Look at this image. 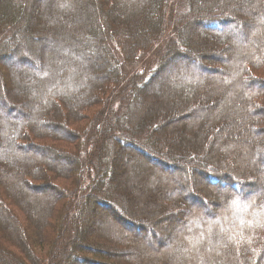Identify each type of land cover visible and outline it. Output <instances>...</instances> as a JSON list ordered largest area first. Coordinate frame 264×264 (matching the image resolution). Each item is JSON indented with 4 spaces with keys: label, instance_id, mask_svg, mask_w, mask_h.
Masks as SVG:
<instances>
[{
    "label": "trees",
    "instance_id": "1",
    "mask_svg": "<svg viewBox=\"0 0 264 264\" xmlns=\"http://www.w3.org/2000/svg\"><path fill=\"white\" fill-rule=\"evenodd\" d=\"M261 2L264 4L262 0H0V58L17 63L14 67L0 63V264H109L100 258L114 259L106 250L110 246L101 242L105 238L94 225L84 227V221L99 204L124 214L123 203L139 183L122 174L126 169L122 155H130L128 149L136 152L132 158H147L166 171L192 168L216 196L229 189L240 193L235 197L220 194L224 201L219 210L205 207L204 212L189 216L184 226L176 227L173 232L179 231L182 238L172 243L177 247L178 263L171 260L169 264H264V172L253 163L248 171L260 181L238 179L230 170L212 164L213 153L206 156L205 144L224 113L218 114L217 109L215 119L207 114V105L200 108L215 83L198 71L218 72L207 64L215 61L213 55H219L211 54L212 44L234 55L231 59L238 73L232 84H223L238 85L245 91L246 100L241 95L235 100L242 107L240 126L243 131L252 130L264 144V78L250 70L264 64V33L261 30L254 40L244 39L251 51L235 57L231 44L236 43V28L244 29L246 21L226 11L261 12ZM22 14L29 17L28 24L35 28L32 32L27 33L18 21ZM231 23L236 27L233 30ZM11 31L29 39L32 48L22 44L6 47V34L13 37ZM240 33L246 36L245 31ZM149 54L152 58L143 62ZM4 77L14 79V85L6 86ZM111 86L117 87L116 101L121 100L124 107L105 115L106 125L112 129L119 112L121 124L110 137L103 132L94 136L102 141L89 150L92 142L86 134L92 136L93 130L87 127L82 137L73 125L85 108L99 103L106 94L112 99ZM158 105L163 108L157 109ZM180 109L188 112L185 118L188 110L197 112L198 122L191 125L197 129L196 136L192 132L188 137L180 129L173 133L171 115ZM226 130L231 136V130ZM44 136L75 143V151L33 143L35 137ZM253 141L248 136L239 143L253 148ZM59 160L63 163H57ZM256 161L264 167V147ZM150 170L142 167L140 181L152 174ZM49 174L73 177L74 184L62 187ZM152 181L148 191L143 190L148 180L142 189L136 188L144 210L152 205L158 215L174 219L183 211L190 212L184 199H177L176 186L162 185L155 178ZM197 182L200 184L198 178L194 184ZM257 186L263 193L250 195ZM184 187L188 202L208 206L199 200L206 199L200 191H190L188 184ZM36 190L42 192L38 201L31 194ZM233 202L234 216L229 217L228 206ZM13 204L30 216L28 224L14 213ZM102 219L108 220V215ZM55 220L60 221L58 228ZM126 222L134 228L138 224ZM125 237L122 232L114 240ZM118 244L122 248L128 242ZM162 253L159 258L149 255L143 264L163 263ZM127 259L142 264L144 258L134 255Z\"/></svg>",
    "mask_w": 264,
    "mask_h": 264
},
{
    "label": "rangeland",
    "instance_id": "2",
    "mask_svg": "<svg viewBox=\"0 0 264 264\" xmlns=\"http://www.w3.org/2000/svg\"><path fill=\"white\" fill-rule=\"evenodd\" d=\"M262 1L264 3V0ZM226 11L229 12L230 14L235 15L236 17L241 19L243 22L246 21L245 23L248 24V26L243 25L244 29H238L239 27L238 25H236L238 26L236 28L234 26L235 25L234 23L230 24V28L232 30L236 28V31H237L236 36H235L236 43L233 42V45L231 44V47L233 48V53L235 54V57L244 56L247 53V51H251L249 44L247 45L244 39H247V37H249L251 38V40H254L253 38L256 39L257 34H259L261 30H263V33H264V16L263 17L262 15L258 16L260 14L264 15V4H262L261 6V9H260L261 12H257V13H252L250 11L248 12V11H243V10L237 11L236 9L235 11L226 9ZM28 18H29L28 16H24L22 14V16L18 19V21L21 20L22 25H25L24 27H25V31L27 30L26 31L27 33L32 32L35 29L34 26H30L28 24L30 23V20ZM241 30L246 32L245 33L246 36H242V34L240 33ZM11 32L13 33V37L11 35L8 36L6 34L7 36L5 40V44L7 43L6 47L9 48L10 46H13L15 44H22L23 47L24 46L26 48L28 47V49L32 48V44L29 39L27 38L24 39L23 35L14 34L15 33L14 31H11ZM255 44L257 43L255 42ZM210 48H211L210 51H212L211 54L214 53V54H219V55H217V57L213 55L215 61L214 60L209 61L207 62V64L209 66H213L214 68L218 69L217 70L218 72L207 73L205 72L206 70H201V69L199 70L195 66L198 69V71L202 74V76H206L212 79L215 83V88L213 92L208 93V97L206 98L207 100L205 101L206 104L202 103L203 105L200 108L202 109L203 107L207 105L206 109L205 108L204 109L206 111H209L207 112V114H210L209 116L213 115L212 116L213 118L215 116L217 117V115L214 113L217 109H218V114L224 113V116L221 118V120H217L216 125L213 128L214 136H212V138L210 139L208 138L210 141L209 143L205 144L204 151L206 153V156H208L210 153H213V157L215 159H218V161H216L214 158H211L212 164L219 165L220 168L230 170L231 173L234 175V177H237L238 179H241L242 177H245V178L249 177V178H253L254 180H259L260 178L259 177L257 178L253 171L249 172L248 170H249V167L253 163H255L257 168L259 170H262V172H264V167L262 166V164L260 163L258 164L256 161L257 153L259 150L261 151V149L264 147V144L263 142H260L259 139L257 140V136H255V133L253 134L252 130L249 129L248 131V129L246 128L245 131H243L242 127L240 126L241 123L239 121L242 116V107L240 104H238V102H235L237 96L239 95H241L240 98H243V99L245 98L246 100L245 91H242L243 90L242 87L238 85L227 86L223 84L224 82L225 83L227 82L228 84H232L234 82L233 80L234 76L238 73L237 65L235 63H232L231 56L233 54L227 51L224 52L223 50L222 51L218 50L215 44H212ZM146 58L147 59H144L143 62H146L149 58H152V55L149 54L146 56ZM187 61L189 60L186 59V62ZM0 63H6L7 65L10 64L12 67L17 66V63H15L12 60H9L8 58H0ZM250 70L254 72L257 77L264 78V64L259 67L252 66ZM226 75L228 76V78ZM3 80L6 86L8 87H12L15 82L14 79H10V78L7 79L6 77H4ZM115 88L117 87H114L113 88L114 90H113L112 86L110 87L109 90L112 94L117 91V89ZM154 91L156 90L154 89ZM213 96L216 98L214 101L210 102L209 100H211ZM115 97H116V93L115 95H113L112 99L110 98L108 94H106L103 98H100L101 101H99V103L92 104L89 107L85 108L83 112L81 113L82 118L79 119V121H77V123L73 125L76 129H78V131L80 130L79 132L81 133L82 137L85 135V131H86L85 129L87 127H91L89 128L90 131L93 130L92 136H91V133L89 132L88 134H86L88 141L92 142L90 144L89 150L93 149V146L95 145L96 142L100 143L102 141L101 138L97 139L94 136L101 135V133L103 132V136L106 135L105 137H110L112 136L111 132H113V129L115 128L116 130L118 126L121 124L119 119L122 116L120 112L123 111L124 103L121 102V100L116 101ZM156 107L157 109L163 108L162 105H158ZM112 110L116 112L120 110V112L118 114V117H119L118 120L112 121L113 128L111 129L107 127L108 124L106 125V121H107L106 118L108 117L105 118L104 116L105 115L107 116L109 113H112ZM180 110L182 111H176L175 114L171 115V117L174 118L172 121L173 127H174V129H172L173 133H176V131L180 129V130L185 131L188 137H191L192 132H195L194 136H196L197 129H193L191 125L192 123H194L195 120L196 122H198L199 117L197 115V112H195L194 109L188 110L190 111L189 112L190 114L188 117L185 118L183 115H185V113H188V112L185 111V109H180ZM96 115L97 116L102 115V117H97ZM95 117H96L95 123L92 124ZM227 124H228V127L226 129L231 130L230 131L231 136L229 135V133H226L227 132L226 129L225 130L222 129L223 125L226 126ZM261 125L264 126V123H261ZM248 136H251L252 138H254L253 148L252 146L248 144L241 143V142L239 143L241 139L243 138L246 139L248 138ZM33 140H34L33 143H36L37 145H40V146H43L45 144H50V145L57 146L61 148L62 150L65 149V150L75 151L74 146H73L75 143L64 142L61 139L55 140V138L44 136V137H35ZM206 140L207 139H205L204 142ZM172 147H174L173 144H172ZM177 147L181 148V146L179 145ZM195 148L198 150L200 147L196 146ZM128 150L130 151V155L136 154V152L133 149H128ZM216 152L222 155H218V153ZM200 154L201 153L199 152V155ZM130 155L128 156L122 155V158H123L122 161L124 163V166H126V169H125L126 171L124 170L122 172V174L125 172L123 176H126V177L130 176V178L134 182L139 181V183L134 184V186H136V188H141V189H142L143 184L146 185V183L144 182L148 180L147 185L143 188V190L146 189L147 191L149 190V187L152 184L153 182L152 180L154 178L155 180H159V182L162 185L168 184V186H176L179 190L175 194L178 197L177 199L181 200V197H182L184 201L186 202V205H187L186 207L190 209V212L188 213L187 211H183L185 213H181L179 217H176L174 219L172 218L173 216L171 217L167 214L158 215L157 214L158 212H156V210L154 211L152 205L150 209L146 211L144 210V207L140 205V203L143 201V200L141 201L142 196L141 198H139L138 197L139 194H137L136 192L137 189L133 188L129 196L126 195L125 192H122L123 196L130 197L128 198L129 199L128 202L126 201L125 203H123L124 204L123 206L125 207V208L123 207L125 209L124 214H120L112 210L110 212L109 210L103 208L99 204L97 205L96 210H94V212L90 211L88 213V216L86 217L87 220L84 221V227H87V225H94L93 226L94 229L97 232H99V234L101 233L100 235L105 238V240L101 242H105V245L110 246L106 248V250L109 253L112 252V255H115V257L114 259L109 258V260L107 258H100V260L102 261L105 260L109 264H134L133 263L134 260L127 259L130 257L132 258L134 255H137L138 257H143L144 258L142 259V264H143V263H146L147 260L145 258L148 257L149 255L152 257L155 256L156 258H159L157 256L161 257V255L158 254L160 252H163L161 259H163L164 262L159 263V264H166L168 262H171V260H174L175 262L178 263L177 261L178 256H177V251H176L177 247L173 246L172 243L174 239L176 238L178 239V237L180 238L181 234L179 231L173 232V230L176 227L181 228L182 226H184V224L187 223L189 216L199 213L200 210L204 212L205 207H210L214 211L219 210L220 206L222 205L224 201L223 198H221L220 194H229V195L232 194L235 197V196H240V193L237 190H233V189L221 191L219 187H211L212 190L214 191L215 190L221 191V193L218 196H216L211 190L206 189L205 187L206 183H205V180L202 178V175L199 174L197 171L192 170V168H189V169L187 168L186 171L176 170L174 172L173 171L170 172V171H166L162 166L160 167L158 165L152 164L149 160H147V158H143L140 156L132 158ZM55 159H56V156H55ZM58 162L63 163L62 160L57 161V163ZM143 166H147L149 167V169L152 170V174L149 173L148 175L149 177H147V179L144 182L140 181L141 180L140 173L142 171ZM48 176H50V178L54 177V181L62 187L67 188L68 186L74 184L73 177L71 178H63L61 176L55 177L54 174H49ZM197 178L200 180V184L197 182L198 184L196 185L194 183ZM187 184L189 185L190 191H192V189L194 190L197 189L198 191H200L199 192L200 194L206 197V199L203 198L199 200L203 201V203L206 202L205 204H207L208 206L206 205L204 206L201 203L196 204L193 202H188L186 200L187 194H186V189L184 186ZM260 186L262 187L263 184ZM222 192H226V193H222ZM260 193H263V192H261L260 187L257 186L255 191H253L250 195H259ZM31 194L38 201V199L41 197L42 192L39 190H36V191H32ZM192 196L194 200H196L194 195ZM6 199L8 200L9 197H7ZM209 199H212V200L214 199L215 202L216 201L218 202V204L217 205L211 204ZM238 199L239 198L235 199V201H237ZM233 204L234 202L228 206L227 215L229 217L234 216L235 209H234ZM11 206L13 207V210L15 211L14 213L19 215V218L22 220V222L24 224H28L30 221V216L26 214L24 209L20 208V206L15 205V204ZM173 210H175V208ZM104 215H108V220L102 219V216ZM159 218L162 220L158 221ZM139 219H141V221ZM125 220L126 221L130 220L131 222L134 221L133 222L134 224L138 223L136 226L140 227L139 230L137 229L136 226L135 228L132 226H128L129 222H126ZM87 221H89L90 223L88 224ZM55 223H56L55 228H58L60 221L55 220ZM122 232L123 234H125L126 237L122 238V241H119V242L114 240L116 236L119 237V235ZM49 235L52 236L53 233L50 232ZM180 239L182 240V238ZM123 241H125L126 243L128 242L127 247L125 246L128 249H126L125 247L120 248L121 245L118 243H121ZM133 241L137 242L136 244L138 246L133 245ZM41 253L43 254L45 252H41ZM184 263L186 264V262Z\"/></svg>",
    "mask_w": 264,
    "mask_h": 264
},
{
    "label": "bare ground",
    "instance_id": "3",
    "mask_svg": "<svg viewBox=\"0 0 264 264\" xmlns=\"http://www.w3.org/2000/svg\"><path fill=\"white\" fill-rule=\"evenodd\" d=\"M243 25L245 26V25H247V23H244ZM209 201L211 204L215 205V202L212 199H209Z\"/></svg>",
    "mask_w": 264,
    "mask_h": 264
},
{
    "label": "snow or ice",
    "instance_id": "4",
    "mask_svg": "<svg viewBox=\"0 0 264 264\" xmlns=\"http://www.w3.org/2000/svg\"><path fill=\"white\" fill-rule=\"evenodd\" d=\"M235 203V202H234Z\"/></svg>",
    "mask_w": 264,
    "mask_h": 264
}]
</instances>
